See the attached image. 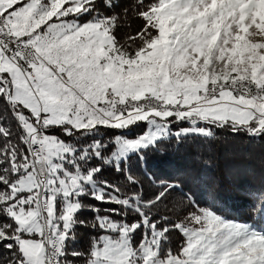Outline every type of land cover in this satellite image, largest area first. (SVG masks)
Masks as SVG:
<instances>
[{
	"label": "snow or ice",
	"instance_id": "1",
	"mask_svg": "<svg viewBox=\"0 0 264 264\" xmlns=\"http://www.w3.org/2000/svg\"><path fill=\"white\" fill-rule=\"evenodd\" d=\"M223 130L264 140V0H0V264H264V227L183 189L173 219L130 163Z\"/></svg>",
	"mask_w": 264,
	"mask_h": 264
},
{
	"label": "trees",
	"instance_id": "2",
	"mask_svg": "<svg viewBox=\"0 0 264 264\" xmlns=\"http://www.w3.org/2000/svg\"><path fill=\"white\" fill-rule=\"evenodd\" d=\"M129 23L131 27L122 28V34L134 32L139 24L134 19ZM143 130V126L134 127L129 135L134 137ZM131 159L133 170L148 195L159 191L162 182L177 185L167 202L169 209L176 210L173 219L187 203L181 194L183 189L190 190L202 205L212 204L229 218L264 227L258 202L253 199V194L264 192V140H252L223 130L217 132L212 142L186 141L178 146L171 141L162 145L159 152L150 151L144 163H138L135 156ZM108 175L113 178L111 173ZM80 235L83 238L78 246L82 247L87 243V235L83 230ZM178 241L179 237L174 235L173 244Z\"/></svg>",
	"mask_w": 264,
	"mask_h": 264
}]
</instances>
